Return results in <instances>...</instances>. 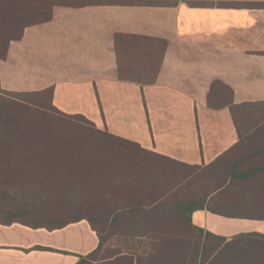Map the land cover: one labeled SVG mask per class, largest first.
Masks as SVG:
<instances>
[{"label":"crops","instance_id":"crops-1","mask_svg":"<svg viewBox=\"0 0 264 264\" xmlns=\"http://www.w3.org/2000/svg\"><path fill=\"white\" fill-rule=\"evenodd\" d=\"M129 1L57 7L52 21L27 28L11 44L0 63L1 88L18 94L52 89L53 106L64 114L82 115L100 130L180 163H215L240 136L229 108H210L213 84L229 86L237 105L264 103V8ZM117 35L167 42L155 82L126 77ZM11 195L13 217L0 221V264H80L99 248L87 220L56 225L44 213L55 208L49 192ZM192 221L227 242L264 237L260 220L199 210Z\"/></svg>","mask_w":264,"mask_h":264},{"label":"trees","instance_id":"trees-1","mask_svg":"<svg viewBox=\"0 0 264 264\" xmlns=\"http://www.w3.org/2000/svg\"><path fill=\"white\" fill-rule=\"evenodd\" d=\"M128 3L0 0V63L27 28L52 21L57 7ZM116 44L127 78L156 81L167 42L117 35ZM211 93L210 108L230 109L240 143L209 166H191L60 112L52 89L18 94L0 86V221L13 217L12 191L39 189L53 197L55 208L44 213L56 225L87 220L97 232L99 248L80 264H264V237L227 242L192 221L199 210L264 221V103L237 105L221 82Z\"/></svg>","mask_w":264,"mask_h":264},{"label":"rangeland","instance_id":"rangeland-1","mask_svg":"<svg viewBox=\"0 0 264 264\" xmlns=\"http://www.w3.org/2000/svg\"><path fill=\"white\" fill-rule=\"evenodd\" d=\"M77 2H80V1H82V0H76ZM120 1H129V0H120ZM132 1H143V0H132ZM196 1H190V4H192V3H195ZM216 1L215 0H209V3H215ZM263 110H264V107L262 108ZM0 217H2V216H0ZM2 218H4V216L2 217ZM118 240L119 239H117V238H114V240L109 244V246H111V245H115L117 242H118ZM119 243H121V241L119 242Z\"/></svg>","mask_w":264,"mask_h":264}]
</instances>
